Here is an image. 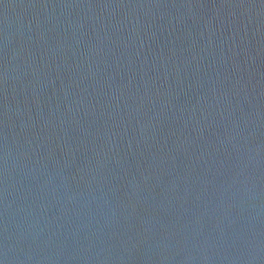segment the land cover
<instances>
[{"label": "water", "instance_id": "water-1", "mask_svg": "<svg viewBox=\"0 0 264 264\" xmlns=\"http://www.w3.org/2000/svg\"><path fill=\"white\" fill-rule=\"evenodd\" d=\"M0 264H264V0H0Z\"/></svg>", "mask_w": 264, "mask_h": 264}]
</instances>
